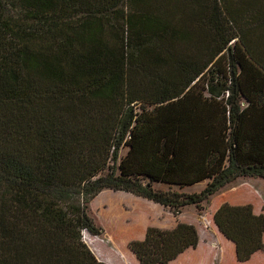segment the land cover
Here are the masks:
<instances>
[{
  "label": "trees",
  "instance_id": "16d2710c",
  "mask_svg": "<svg viewBox=\"0 0 264 264\" xmlns=\"http://www.w3.org/2000/svg\"><path fill=\"white\" fill-rule=\"evenodd\" d=\"M1 3L17 13L0 12V264H106L82 237L103 233L104 189L177 216L264 179V0ZM263 211L212 215L239 262L264 250ZM198 240L177 222L127 247L168 264Z\"/></svg>",
  "mask_w": 264,
  "mask_h": 264
},
{
  "label": "rangeland",
  "instance_id": "374dc122",
  "mask_svg": "<svg viewBox=\"0 0 264 264\" xmlns=\"http://www.w3.org/2000/svg\"><path fill=\"white\" fill-rule=\"evenodd\" d=\"M123 5L124 3L121 1L117 10L122 9L127 12V8ZM0 12L8 17L10 14L17 13V8L1 3ZM116 15L117 13L114 10L106 14L112 22L116 21ZM135 109L137 108L135 107ZM125 152L126 147L123 146L119 150V155H123ZM252 179L257 182L255 190L259 196L264 198V179L259 177L238 178L233 183L226 185L223 189L211 195L208 201L203 203L204 208L201 211L193 209L201 221L198 247L196 249L189 248L185 253L177 256L176 259L168 264H264V250L257 251V254L251 256L247 261L239 262L232 253H228L225 250L226 241L222 237H219L215 231L206 230L205 228L206 225L209 226L210 224L209 213L213 203L220 198H225L224 194H222L224 190L229 189L234 194L235 189L232 188L238 187L242 182H248ZM203 184L204 182L195 188L199 189ZM155 186L164 187L162 184ZM246 192H249V190H246ZM252 195L254 196L253 203L258 206L261 201L260 198H257L255 193ZM246 196L252 200L250 198L251 194H246ZM88 207L89 215L96 225L102 227L103 233L99 236H94L87 231H83V240L99 260H106L110 264H131L133 255L127 247L128 241L139 239L141 237L140 230L141 232L145 231L146 226H150L151 223H157V221L167 222V216L172 215L167 208L157 203L130 193L109 189L100 191L90 200ZM186 208L183 209L186 210V215L193 213L192 206L189 205ZM262 208H264V202H262Z\"/></svg>",
  "mask_w": 264,
  "mask_h": 264
},
{
  "label": "crops",
  "instance_id": "0c3cea01",
  "mask_svg": "<svg viewBox=\"0 0 264 264\" xmlns=\"http://www.w3.org/2000/svg\"><path fill=\"white\" fill-rule=\"evenodd\" d=\"M251 181V183H250ZM250 181H244L242 182L238 187H234L232 189H235V193L232 194L231 190L229 189H226L224 190V197L225 198H220L218 201H215L213 203V206L211 208V211L209 213V226H205L206 230H213L215 231V233H217V235H219V237H222V239H224L226 241V246H225V250L228 251V253H232L233 256H235V252H234V245L226 240L217 230L216 226L214 225L213 221H212V215L214 213V211L219 207L220 204H222L223 202H227L231 205H241V204H246V203H250L252 205V210L255 214L259 213L262 211V202H264V198L262 196H259L258 192L255 190L256 186H257V182L250 180ZM246 190L249 192H246ZM251 190H253V192H251ZM242 193V195H241ZM256 194V197L260 198V203L258 204V206H256L254 203H253V198L254 196L252 194ZM246 194H251V199H248V197L246 196ZM241 195V196H240ZM255 197V198H256ZM187 210V208H186ZM186 210H183L179 215L177 216H167V222L166 221H157V223H151L150 225L151 226H156L158 228H162V229H170L172 227H174L176 225L177 222H184V223H190V224H193L196 229H197V232H198V236H199V227L201 226V221L198 219V214H196L194 211H193V208H192V214L190 215H186L185 211ZM264 212V211H263ZM168 215V214H167ZM192 218V219H191ZM147 227V226H146ZM209 227V228H208ZM140 233H141V237L139 239H142L144 237V233L145 231H142L140 230ZM199 245V241H198V244L196 246V248L198 247ZM194 248V249H196ZM189 249V248H188ZM188 249H186L183 253H185ZM192 249V248H191ZM181 253V254H183ZM180 254V255H181ZM254 254H257L254 253ZM253 254V255H254ZM133 255V254H132ZM252 255V256H253ZM179 256V255H178ZM133 260H132V263L131 264H137V260L135 258V256L133 255L132 256ZM104 262L108 263L106 260H103ZM171 262V261H170Z\"/></svg>",
  "mask_w": 264,
  "mask_h": 264
}]
</instances>
